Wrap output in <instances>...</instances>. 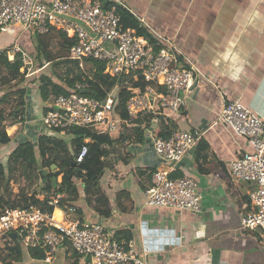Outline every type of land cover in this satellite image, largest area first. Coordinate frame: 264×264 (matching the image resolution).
Returning <instances> with one entry per match:
<instances>
[{"label": "crops", "instance_id": "crops-1", "mask_svg": "<svg viewBox=\"0 0 264 264\" xmlns=\"http://www.w3.org/2000/svg\"><path fill=\"white\" fill-rule=\"evenodd\" d=\"M111 1L128 9L138 23L143 18L142 28L156 42L169 45L179 65L191 61L199 71L187 105L175 115L174 125L198 130L200 139L174 166L172 174L190 176L198 182L201 211L145 204L151 173L165 164L155 154L146 132L132 126L113 134L125 136L122 157L113 167H104L99 177L110 202V214L101 215L89 205L81 184L75 181L79 195L73 217L101 222L115 233L132 236L137 247L147 244L148 264H264V243L258 231L241 225L253 184L242 180L233 183L226 173L229 160L250 150V145L245 137L215 122L221 107L237 97L264 120V0ZM122 21L125 26L136 27L130 18L122 16ZM29 32L11 26L0 35V50L20 38L23 48L33 54ZM43 66L34 74L52 75L46 69L49 65ZM36 82L26 84L23 120L8 123L6 119L12 129L19 125L21 132L42 128L43 109L51 106L53 99H42ZM5 91L0 89V97ZM11 105L0 102V109L8 114ZM48 130V134L70 141V135ZM1 151V156L10 152ZM63 177L58 175L59 180ZM67 249L59 247L51 262L28 258L22 252V259L15 264H84Z\"/></svg>", "mask_w": 264, "mask_h": 264}, {"label": "built area", "instance_id": "built-area-1", "mask_svg": "<svg viewBox=\"0 0 264 264\" xmlns=\"http://www.w3.org/2000/svg\"><path fill=\"white\" fill-rule=\"evenodd\" d=\"M139 20L137 26L142 28L144 19ZM11 26L40 33L53 27L75 40L67 56L75 60L80 69L85 68L88 60H96L104 65L101 71L104 75L131 74L135 80L141 78L143 87H135L123 100L125 118L115 113L116 99L111 90H106L104 99L80 92L90 85L86 79H92L83 73L72 90L54 97L41 121L46 129L63 134L73 126H97L95 133L106 134L123 132L147 116L141 121L140 129L146 132L155 154L165 165L152 171L150 184L145 189V204L201 211L198 182L190 176L171 175L174 166L201 135L198 130L189 131L174 125L175 115L186 107L187 95L199 76L194 63L179 65V58L169 45L139 33L137 26H125L115 7L104 6L101 0H51L49 3L0 0V35ZM16 52H21L25 76L47 65L45 62L29 71L32 60L22 50L18 39L7 50L9 61H13ZM215 122L245 137L250 145V150L229 160L226 173L233 183L242 180L253 184L248 192L249 208L241 216V225L257 230L264 238V120L237 97L221 107ZM162 124L167 125L166 129H162ZM86 152L87 145H83L74 156L77 164ZM56 183L55 189H59L58 176ZM40 187L41 183L38 190ZM36 196L41 198L42 194ZM62 196V192L51 193L46 201L49 208L33 203L2 206L0 247L6 235L15 233L12 236L31 259L51 262L55 251L64 247L71 248L84 264H148L147 244L137 247L132 236L117 237L101 222L73 217L77 206L63 203ZM31 249L39 250L42 257H30Z\"/></svg>", "mask_w": 264, "mask_h": 264}, {"label": "trees", "instance_id": "trees-1", "mask_svg": "<svg viewBox=\"0 0 264 264\" xmlns=\"http://www.w3.org/2000/svg\"><path fill=\"white\" fill-rule=\"evenodd\" d=\"M101 1L104 6H114L121 16L130 18L132 23L137 26L138 22L136 18L128 9L111 0ZM137 31L149 36L148 38L153 40L143 28L137 26ZM29 33V39H31L35 50L33 54L31 53L35 61V67H41L45 62L50 66L52 62L58 61L54 63H72L79 68L77 62L67 56L69 47L75 42L74 39L68 38L64 33L53 27H49L43 33L32 31ZM13 43L11 42L7 47L0 50V73L2 69L10 73L7 80L9 86L6 88L7 91L1 95L0 102L9 101L12 104V109L8 114L4 113V108L0 109V145L8 143L12 139L11 135L6 132V119L9 121L8 123H16L22 121L25 117V111L21 106L25 103L24 96L27 89V85L24 83L26 80V69L20 72V68L23 66L21 52L14 54L12 62L8 60L6 52L9 47L11 48ZM18 44L21 48L24 47V42L21 40L18 41ZM52 45L55 46V49L52 48ZM92 61L95 62L90 66ZM87 62H89L88 67H90L89 69L93 73V80L87 78L86 80L90 85L80 92L98 99H104L106 90H111L116 99L114 111L120 117L125 118L127 111L125 110L123 100L135 87H143L142 79L138 78L135 80L131 77V74L114 77L104 75L101 72L104 67L101 62H97L96 60H88ZM93 68H96V70H93ZM50 70L52 74L50 76L44 74L37 76L39 72L33 74L34 76L30 75L35 77L33 83L37 81L40 96L44 100L48 98L54 99L59 93H68L72 90L75 82L80 80L83 75L81 72L74 75L71 74L70 68L64 76L57 75L51 68ZM50 107L43 109L44 113ZM146 118L147 116L137 120L138 124L134 128L138 132H141V121ZM166 127V124H162L163 130ZM97 128V126H86L84 128L79 126L71 127L67 132L71 136L68 143L65 141V138L48 134L47 131L49 130L44 125H42L41 129H34L36 131L34 132L36 134L35 141L31 139H19L18 142L13 144V149L7 154L5 162L0 161V208L5 205L21 206L27 203L49 208V205L46 204L47 198L51 193L56 191L62 192L63 203H74L79 195L78 186L75 182L78 181L82 186L87 203L99 214L109 215L111 211L110 202L99 184V177L104 167H113L114 162L119 158L121 159L123 153L121 141L125 136L119 134L118 137H115L113 132L97 134L95 133ZM50 130L59 131L55 129ZM86 139L89 140L87 141ZM83 145H87L86 155L81 162L73 166V162L75 161L74 156ZM52 163L56 165L54 170L50 167ZM77 168L79 169L78 171H76ZM81 170H84L85 174L81 173ZM61 173L64 175L60 183L61 186L59 189H55L56 178ZM171 175L173 176L174 174ZM19 178H22L24 182L20 184L15 197L12 198V194L8 193L9 184L15 181L18 182ZM40 183L41 187L38 190ZM37 193H41L42 197L36 196ZM120 234V231L116 232L117 237H129V235ZM68 251L77 255L71 248ZM29 255L32 258L42 257V253L39 250L33 249L29 251ZM21 259L22 249L18 240L12 235H6L4 245L0 247V264H13Z\"/></svg>", "mask_w": 264, "mask_h": 264}, {"label": "rangeland", "instance_id": "rangeland-1", "mask_svg": "<svg viewBox=\"0 0 264 264\" xmlns=\"http://www.w3.org/2000/svg\"><path fill=\"white\" fill-rule=\"evenodd\" d=\"M147 32V34H149L150 36H152L148 31H146ZM147 37H149V36H147ZM19 40H21L20 38L18 39V41ZM52 48L53 49H55V46L54 45H52ZM9 49H10V47H9ZM9 49H7V50H9ZM22 50H24L25 52H27V54H28V56L31 58V60H32V64H30V67H29V71L30 70H32L33 68H34V66H35V61H34V58L31 56V53L30 52H28V51H26L24 48H22ZM7 53V52H6ZM7 58H8V56H7ZM9 60V59H8ZM61 61V60H60ZM54 62H58V61H54ZM54 62H52L51 64H50V66H48L46 69H48V70H50V68L57 74V75H60V76H64V75H66L67 74V70L70 68V73L71 74H76V73H79V72H81V73H85V74H89L91 77L93 76V73H92V71H90V67H88L89 66V62H87L86 63V65H85V68L84 69H80V68H77L74 64H68V63H66V62H63V63H57V64H55ZM93 62H95V61H92L91 63H90V66H91V64H93ZM98 62V61H97ZM20 72H23V69H22V67L20 68ZM10 76V73L8 72H6V70L5 69H2V71H1V73H0V89H6L8 86H9V84L7 83V80H8V77ZM34 76V75H33ZM26 77V80H25V84H27V83H31V82H33V80L35 79V77H32V76H25ZM29 89H30V87H29ZM6 128H7V133L8 134H11V137H12V139H13V141H9L8 143H5V144H3L0 148L2 149H5L6 151H10V148H12L13 149V144H15L16 142H18V140H19V138L20 139H22V140H26V139H31V140H33V141H35V136H36V134H34V132H36V131H34V129L35 128H31L30 130H31V132H25V131H23V132H21V127H20V125L18 126V127H15L14 126V128L12 129V126L10 125V124H6ZM84 128V127H83ZM33 130V131H32ZM22 133V135L24 134V136L23 137H21L22 135H20L19 137H18V135H19V133ZM26 133V134H25ZM61 133V132H60ZM11 139V140H12ZM0 149V150H1ZM3 151V150H2ZM2 151L0 152V161H3V162H5V160H6V156H7V153L6 154H3L2 156H1V153H2ZM51 166V165H50ZM23 177H25V176H23ZM24 182V180L22 179V178H19L18 179V182L17 181H15V182H13V183H10L9 184V192L8 193H11L12 194V198H14L15 197V193L17 192V190L19 189V186H20V184H22ZM56 182H55V184H54V186H56ZM82 193H83V191H82ZM84 194V193H83ZM258 234H259V232H257ZM259 236H260V239L263 241V243H264V238L259 234ZM13 264H15V263H13Z\"/></svg>", "mask_w": 264, "mask_h": 264}, {"label": "water", "instance_id": "water-1", "mask_svg": "<svg viewBox=\"0 0 264 264\" xmlns=\"http://www.w3.org/2000/svg\"><path fill=\"white\" fill-rule=\"evenodd\" d=\"M76 165H77V163L74 161V162H73V166H76ZM50 167H51L52 170H54L55 167H56V165H55L54 163H52ZM78 170H79V169L77 168L76 171H78ZM11 235L15 236V233H12Z\"/></svg>", "mask_w": 264, "mask_h": 264}]
</instances>
